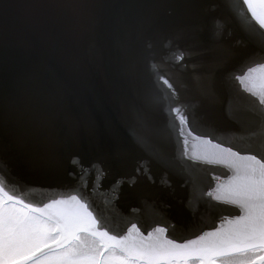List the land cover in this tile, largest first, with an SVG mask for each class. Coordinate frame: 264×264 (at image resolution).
I'll use <instances>...</instances> for the list:
<instances>
[{
  "label": "bare ground",
  "instance_id": "obj_1",
  "mask_svg": "<svg viewBox=\"0 0 264 264\" xmlns=\"http://www.w3.org/2000/svg\"><path fill=\"white\" fill-rule=\"evenodd\" d=\"M111 1L0 0V132L8 134V142L19 139L25 145L0 151V160L7 165L1 163V167H16L10 168L8 176L13 175V185L32 202L43 204L57 196L27 184L33 180L23 176V167L15 166L23 164V159L30 168L35 166L45 182L50 178L56 182L68 167L70 175L83 178L85 185L108 172L112 178L102 181L113 188L119 186L124 199L138 201L153 187V183L145 184L152 174L153 159L131 147L129 125L137 114L152 119L153 106L148 108L139 81L143 62L145 70L149 69L145 57L152 53L155 25L164 20L174 0H115L114 8ZM194 92L200 94L199 89ZM180 95L177 91L175 99ZM177 104L181 105L171 99L168 107ZM181 110L185 111L182 105ZM167 116L176 126L180 124L174 114ZM204 128L196 134L201 141L206 139H201L202 134L210 131ZM66 130L79 134L76 144L86 165L77 161L79 165L72 167L76 148L72 143L65 146L70 140ZM215 130L232 138V122ZM200 140L195 137L192 144ZM203 142L202 150L186 154H209L203 150L209 143ZM142 158L146 168L140 166ZM195 164L203 166V160ZM35 191L38 201L31 195ZM98 192L106 195L107 186L89 189L93 197Z\"/></svg>",
  "mask_w": 264,
  "mask_h": 264
},
{
  "label": "water",
  "instance_id": "obj_2",
  "mask_svg": "<svg viewBox=\"0 0 264 264\" xmlns=\"http://www.w3.org/2000/svg\"><path fill=\"white\" fill-rule=\"evenodd\" d=\"M183 1L184 3H180V0H174L173 5L169 6V11L164 15V20L159 21L161 24L155 25L154 35L156 36L151 48L152 53L145 57V63L149 65V69L145 70L143 62L144 72L142 71L139 83L143 84L145 93L143 99L148 108L149 105L153 106L151 108L152 119L148 121L153 125L161 126L163 122H168L167 107L171 99L182 106H187L185 111L188 115V126L185 127L182 124L176 126L173 121L175 126L171 129V134L164 147L172 156H176L178 151L183 161H189V165H195L191 174L166 167L152 158L153 160L150 159L153 166L150 172L152 174L146 179L148 181L145 184L153 183V187H150L151 189L147 190L148 193L142 195L141 198L138 197V201H135L124 199V191H121L119 186L113 188L102 181L105 178H112L108 172L103 173L100 179L96 178L95 181L92 180L85 185L83 178L81 181V178L77 179L74 175H70L72 169L67 167L66 174L57 176L56 182H53L52 178L45 182L42 175L36 173L35 166L30 168L31 165L27 164L28 162L26 163L24 159L23 164L20 162L15 165L23 167L25 169L23 176L33 180L27 184L37 186L36 188L40 187L38 188L40 191L53 192L57 198L66 189L78 187L90 198L93 207L107 217L112 226L120 225L117 229L120 235L127 234L131 222L139 219L141 223L138 227L143 235L146 236L149 231L161 227L165 229L166 238L183 243L187 239H195L206 232L215 231L222 226L225 220L232 219L239 214L238 206L226 200H217L214 196L218 186L235 175L234 169L210 159H202L203 166L198 165L195 163L199 159H193V156L198 155L186 153L202 150L204 140L209 144L203 150L210 152L209 154L216 151L213 148L216 141L221 144V146L219 144L216 146L230 148L241 156L251 154L242 150L243 141L240 137L244 133L240 122L236 119L235 107H230V101L236 90L256 103L259 99L247 92L235 77L246 72L248 66H255L250 63L251 60H259L262 51L261 41H264V36L261 34L264 33V28H261L256 20V23L253 22L254 19L250 17V13H247L243 19L234 16L224 5H221L223 0ZM110 5L114 8L115 0H112ZM178 53H182L180 60L175 59ZM158 76H163L171 85V89L159 80ZM258 76L259 74H257V87L259 85ZM172 89L175 93L178 91L181 94L179 100L172 98ZM195 89H199L200 94H195ZM71 119L74 122V117ZM231 122L232 138L224 131H222L223 134L222 132L217 134L221 129L218 131L215 129ZM201 126L203 130L204 126L210 129L207 134H202L201 139L206 137L202 141L196 135ZM58 130L64 133L63 129ZM227 130L229 132V129ZM68 134L70 142L76 148V160L71 162L72 167L75 168L79 164L86 165L85 161L83 163L82 155L76 144L79 142V134L75 131L68 132ZM195 137L201 143L192 144ZM175 140L181 143L174 144ZM62 145L65 147L68 144L66 142L64 146L63 142ZM60 152L66 156L62 149ZM136 153L141 154L139 151ZM0 157L3 158L1 155ZM215 162L217 165L213 166ZM1 163L6 165L0 160V180L5 182V186L13 185L14 181L10 180L13 175H8L12 174L10 168L16 167L10 165L5 169L1 167ZM28 170L30 172H27ZM157 179L161 180L156 182ZM100 186H107L108 193L104 195L98 192L99 196L93 194V197L89 189ZM194 187L202 188L204 195L202 197L192 196ZM210 193L213 194L210 195ZM37 194V191L31 193L38 201L39 195ZM18 195H22L29 203L42 206L40 201H30L27 195L22 193ZM110 195L113 198L109 199ZM154 219L159 220V223H153ZM126 221L129 222L126 223Z\"/></svg>",
  "mask_w": 264,
  "mask_h": 264
},
{
  "label": "snow or ice",
  "instance_id": "obj_3",
  "mask_svg": "<svg viewBox=\"0 0 264 264\" xmlns=\"http://www.w3.org/2000/svg\"><path fill=\"white\" fill-rule=\"evenodd\" d=\"M224 7L242 19L250 13L264 28V0H224ZM261 49L259 60L250 61L255 66L235 77L247 92L259 97V104L239 90L230 101L244 133L240 137L242 150L251 154L241 156L214 145L215 152L193 156L194 160L210 159L234 169L235 175L220 184L214 196L238 206V215L215 231L183 243L166 238L161 227L143 235L139 219L131 222L127 234L120 235V225L112 226L78 187L68 188L59 198L40 206L18 195L15 185L5 186L0 180V264H264V41ZM181 58L182 53L175 56ZM158 79L171 89L163 76ZM172 98H176L174 89ZM167 111L188 126L181 105L169 106ZM174 126L171 120L164 126L153 125L137 114L129 125L131 147L166 167L191 174L195 165L185 164L178 151L172 156L164 147ZM7 135L0 132V151L25 146L19 139L8 142ZM66 142L71 147L70 140ZM140 166L147 167L143 158ZM191 195L202 197L203 189L194 187Z\"/></svg>",
  "mask_w": 264,
  "mask_h": 264
},
{
  "label": "rangeland",
  "instance_id": "obj_4",
  "mask_svg": "<svg viewBox=\"0 0 264 264\" xmlns=\"http://www.w3.org/2000/svg\"><path fill=\"white\" fill-rule=\"evenodd\" d=\"M16 190H17V194H18V193H22V191H21V190H18L17 188H16ZM22 194H23V193H22Z\"/></svg>",
  "mask_w": 264,
  "mask_h": 264
}]
</instances>
